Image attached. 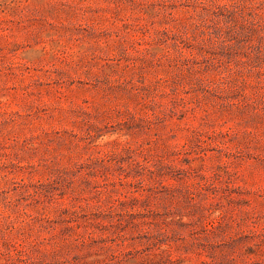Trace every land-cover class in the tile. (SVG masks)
Returning a JSON list of instances; mask_svg holds the SVG:
<instances>
[{
    "label": "rangeland",
    "instance_id": "obj_1",
    "mask_svg": "<svg viewBox=\"0 0 264 264\" xmlns=\"http://www.w3.org/2000/svg\"><path fill=\"white\" fill-rule=\"evenodd\" d=\"M0 264H264V0H0Z\"/></svg>",
    "mask_w": 264,
    "mask_h": 264
}]
</instances>
